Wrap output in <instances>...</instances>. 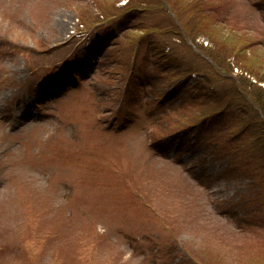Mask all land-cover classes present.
<instances>
[{"label": "rangeland", "instance_id": "1", "mask_svg": "<svg viewBox=\"0 0 264 264\" xmlns=\"http://www.w3.org/2000/svg\"><path fill=\"white\" fill-rule=\"evenodd\" d=\"M262 104L264 0H0V264H264Z\"/></svg>", "mask_w": 264, "mask_h": 264}, {"label": "trees", "instance_id": "2", "mask_svg": "<svg viewBox=\"0 0 264 264\" xmlns=\"http://www.w3.org/2000/svg\"><path fill=\"white\" fill-rule=\"evenodd\" d=\"M262 106H263V104H262ZM263 109H264V106H263Z\"/></svg>", "mask_w": 264, "mask_h": 264}]
</instances>
